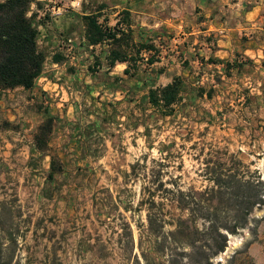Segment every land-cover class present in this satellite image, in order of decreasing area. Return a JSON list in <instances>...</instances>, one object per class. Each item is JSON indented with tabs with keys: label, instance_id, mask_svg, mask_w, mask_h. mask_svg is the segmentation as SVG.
<instances>
[{
	"label": "rangeland",
	"instance_id": "1",
	"mask_svg": "<svg viewBox=\"0 0 264 264\" xmlns=\"http://www.w3.org/2000/svg\"><path fill=\"white\" fill-rule=\"evenodd\" d=\"M72 1L48 0L47 13L40 15L88 13L106 1L114 24L122 8L111 0ZM192 12L201 9L192 6ZM73 26L82 30L80 20ZM78 35L69 36L70 63L44 71L47 80L34 90L0 92V253L10 264H132L147 214L145 208L137 211L143 189V176L138 179L132 169L137 162L150 166L166 156L176 166L182 161L180 170L171 171L182 176L184 190L212 186L214 170L235 168L234 161L264 181V97L251 99L260 107L257 113H243L239 84L212 79L203 67L194 79H185L184 102L175 115L163 117L147 101L149 89L162 82H153L151 72L145 84L125 75L113 79L120 68L90 72L102 51L83 47ZM185 44L197 50L193 40ZM175 68L181 70L177 63ZM47 112L56 121L43 153L35 136ZM52 157L61 171L50 177ZM238 252V264L249 258L264 264V206L253 211L246 229L230 235L214 264H229Z\"/></svg>",
	"mask_w": 264,
	"mask_h": 264
},
{
	"label": "trees",
	"instance_id": "2",
	"mask_svg": "<svg viewBox=\"0 0 264 264\" xmlns=\"http://www.w3.org/2000/svg\"><path fill=\"white\" fill-rule=\"evenodd\" d=\"M32 3L33 0L0 1V92L17 88L31 91L44 73L47 55L39 46L35 14L30 15ZM108 9L109 5L101 2L81 16L86 47L102 51L88 70L96 72L97 67L110 73L117 64L124 63L127 64L124 75L130 80L139 78L145 84L147 78L139 76V72L146 74L151 66L160 62L161 48L154 36L146 41L136 36L128 10L120 11L113 24ZM52 60L63 63L66 57L58 52ZM209 62L218 61L210 58ZM226 66L227 69L232 67ZM233 66L241 67L235 62ZM185 86V79L176 76L165 86L150 88L147 101L163 117H172L177 106L184 102ZM47 113L48 118L35 136L36 149L43 153L48 150L56 121ZM181 163L176 166L175 161L166 156L152 160L150 166L148 162H137L132 167L138 179L143 176L142 199L137 211L145 208L147 213L146 223L139 228L140 252L135 254L132 264H214L228 247L230 235L246 229L253 211L264 206V181L261 176L241 171L242 162L234 161L235 168L230 169L219 166L212 178H208L212 186L203 190L182 188V176L171 171L180 170ZM51 164L50 177H53L61 171V166L57 167L54 157ZM174 210L179 212L178 216L174 215ZM130 236L134 248L132 230ZM240 254L236 253L229 264L240 263ZM245 263L252 264V261L249 258ZM0 264H10L2 253Z\"/></svg>",
	"mask_w": 264,
	"mask_h": 264
},
{
	"label": "crops",
	"instance_id": "3",
	"mask_svg": "<svg viewBox=\"0 0 264 264\" xmlns=\"http://www.w3.org/2000/svg\"><path fill=\"white\" fill-rule=\"evenodd\" d=\"M46 1L48 0H33L30 15L35 14L34 25L40 33L39 46L47 55L44 71L50 72V69L55 71L54 67L59 68L70 63V56L67 55V46L71 40L69 36L78 33L76 38L78 43L86 47V42L83 25L82 30L80 28L76 30L73 26L79 20L81 22V16L84 13L74 9L71 10L73 15L68 11V15H62L59 18L50 19L49 16L42 18L40 15L42 11L47 13ZM111 1L116 3V8L122 7L121 11L128 10L132 17L142 20L134 24L133 28L136 36L141 37L143 41L152 35L156 43L158 40H171L168 48L158 45L161 48V60L147 70L151 72L149 78L153 82H162L156 86H165L176 76L194 79L203 67H208L212 71L210 75L212 79L227 78V81L235 80L239 84V89L243 90L242 97L239 99L242 103L239 109L244 111L243 113H257L260 107L254 105L251 99L264 97V0ZM75 3L80 4L75 0L72 1V5ZM192 6L194 9L199 7L201 12L194 14ZM178 14L179 17L175 20ZM146 19H148L147 22ZM175 30L177 32H174ZM168 33L177 36L167 38L165 35ZM190 39L193 40V44H197L195 52L188 46L189 44H185ZM167 50L175 53L168 55ZM58 52L65 54L66 60L63 63H55L52 60L53 55ZM210 58L218 62L210 63ZM188 59L190 62L187 61ZM234 62L241 67H234ZM175 63L181 67L178 72H176ZM227 64L232 67L227 69ZM117 68L121 69V73L117 74L120 77L124 75L127 64H117L111 74ZM226 69L229 70V75ZM45 72L37 84L47 80ZM141 74L145 75L143 71L139 72V76ZM165 77L166 81H161Z\"/></svg>",
	"mask_w": 264,
	"mask_h": 264
}]
</instances>
